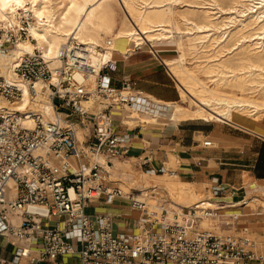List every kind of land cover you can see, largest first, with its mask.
Segmentation results:
<instances>
[{"label": "built area", "instance_id": "2783aa9c", "mask_svg": "<svg viewBox=\"0 0 264 264\" xmlns=\"http://www.w3.org/2000/svg\"><path fill=\"white\" fill-rule=\"evenodd\" d=\"M32 25L29 12L0 25V264H264V251L240 223L241 209L233 211L248 198L227 201L222 183L181 207L156 201L153 190L150 202L125 195L109 180L95 156L111 167L112 158L128 156L132 138L114 133L109 112L137 111L148 99L135 80L112 85L109 38L95 47V61L77 42L48 58L35 46ZM21 42L32 44L31 52L16 55ZM149 172L175 174L163 166ZM117 199L138 213L133 232L113 233L109 215L87 213L89 205Z\"/></svg>", "mask_w": 264, "mask_h": 264}, {"label": "bare ground", "instance_id": "6f19581e", "mask_svg": "<svg viewBox=\"0 0 264 264\" xmlns=\"http://www.w3.org/2000/svg\"><path fill=\"white\" fill-rule=\"evenodd\" d=\"M222 2L227 5L222 6ZM175 4L186 8L176 10ZM117 7L124 13L122 17L117 18ZM21 12H29L34 20L31 34L36 40L35 46L48 58L63 44L77 42L86 47L95 61V47L105 37L111 40L115 51H118L116 42L124 40L126 48L119 50L120 55L124 54L123 59L135 52L133 47L140 49L145 45L154 53V41H173L177 57L160 60L178 91L179 101L165 103L173 121L196 119L231 124L232 113L253 119L264 115V0H0V25L15 23ZM178 25H182L183 30ZM32 48V44L21 42L14 53L31 52ZM186 56L193 59L192 67L186 65ZM108 57L109 52H106L105 58ZM2 103L0 101V106ZM128 115L132 119L124 122L148 118L135 111ZM81 134L77 128L79 139ZM95 159L104 165L109 180L125 195L133 191L137 199H144L148 196L147 189L159 187L164 192L167 187L162 184L134 187L133 183L139 182L136 178H127L118 172L124 163H129L127 160L112 158V166L108 167L103 155ZM111 175L116 179L110 178ZM177 182L181 186V190L174 193L177 199L179 194L178 203L187 204L197 198L191 184ZM12 185L10 180L7 186ZM152 198L147 199L150 202ZM162 199L158 197L156 201ZM251 204H259L264 213V198L251 197L245 206Z\"/></svg>", "mask_w": 264, "mask_h": 264}, {"label": "crops", "instance_id": "0c3cea01", "mask_svg": "<svg viewBox=\"0 0 264 264\" xmlns=\"http://www.w3.org/2000/svg\"><path fill=\"white\" fill-rule=\"evenodd\" d=\"M120 52L116 51L113 54L116 70L110 74L112 85L118 88L123 79L135 80L136 87L143 92L148 101L140 102L137 111L122 108L110 110L114 133L132 135L128 143V156L123 159H113L128 162L134 160V165H131L135 171L153 174L154 177L168 174L149 172L163 166L175 172L171 177L191 184L195 192H198L196 186L200 185H205L204 190L207 192L214 181H218L229 189L231 197L229 196L227 201L236 202L242 195L246 198L251 192L264 194L263 118L254 125L235 122L203 124L197 122L199 120L173 121L169 117L170 108L165 106V103L176 102L179 96L177 89L173 86L174 80L160 61L162 58H169L165 56V50H159L157 57L147 52L149 56L144 61L130 58L136 52L122 59ZM117 53L118 58L115 59L114 56ZM118 64H120L119 69ZM153 100L164 104H157ZM131 111L148 118L142 121L134 118L132 120L134 126L128 128L132 124L124 120L132 119L128 115ZM205 140L211 142V147L202 146L201 143ZM146 157H149V160L144 165H140ZM170 157L176 161L177 165L174 169L168 166ZM254 196L257 197V195ZM174 204L179 206L176 202ZM239 209L243 213L240 223L248 228L250 237L251 224L248 221L249 215L245 212V209L249 207H236L233 211H239ZM87 210L90 215H109L113 233L133 232L138 218V213L130 210L127 202L121 199H117L109 206L89 205ZM134 213L135 216H133ZM260 215L259 212L251 213V216Z\"/></svg>", "mask_w": 264, "mask_h": 264}, {"label": "rangeland", "instance_id": "374dc122", "mask_svg": "<svg viewBox=\"0 0 264 264\" xmlns=\"http://www.w3.org/2000/svg\"><path fill=\"white\" fill-rule=\"evenodd\" d=\"M224 4L227 5V3H225V2H222L221 3L222 6H225ZM174 7H175L176 10H182L183 8L184 9L186 8L185 6L183 7L182 4H177V5L175 4ZM116 11H117V18L123 16L124 13L122 12V10L119 7L116 8ZM32 21L34 22L33 19H32ZM178 28L179 29L181 28V30H183V26L182 25H178ZM106 38H108V37H105L104 39H106ZM121 42H123V43H121ZM154 42L155 43H154V45H153L152 48L154 50H157V51H159V50L164 51L165 50V56L167 55L169 57V58H163V59H171V58L177 57V53L175 52L176 45H175V43L173 41H171V42L154 41ZM115 45H116V49L118 51L119 50L122 51L123 49L126 48V44H125L124 40L117 41ZM130 48H132V47H130ZM133 49L136 52V54L133 55V56H131L130 57L131 59H137V60H143V61L146 60V59H148V56L149 55H148L147 52H150V48L149 47L143 45L142 48H140V49H137L136 47H133ZM160 55H162V53H160ZM230 55H232V54H230ZM232 57H235V56H232ZM114 58L115 59L118 58V54H116L114 56ZM186 61H187L186 62L187 63L186 65L188 67H192L194 65L192 63L193 59L190 56H188V57L186 56ZM119 67H120V64L117 65V68L118 69H119ZM198 75L202 79H204V77H203V75L201 73H198ZM173 86L176 88L175 81H173ZM253 95H255V94H253ZM177 101H179V100H177ZM181 104L182 105H186L187 103H181ZM259 115H262V113H259ZM256 116L258 117V115H256ZM262 118L264 119V115H263V117L261 116L260 119L259 118H254L255 119L254 120L251 117H247V116L242 115V114H239V113H232V122L240 123V124L242 123V124H245V125H254L255 122L257 123V121L259 123V121ZM197 122H200V123H203V124H207V123H211L213 121L204 122L202 120H199ZM127 123L128 124H132L130 122H127ZM133 126H134V124L130 125L128 128H132ZM131 162L124 163L123 166H121L119 168V171L118 172L124 174V176L127 177V178H131V177H132V179L133 178L134 179L136 178L137 181H139V182L133 183L134 184V187L135 186L138 187V188H142V187H145V186H151L152 187L153 184L166 185L167 187H166V189L163 190L164 192H162V190L159 187H156V188H153V189H147V191L155 190L154 192L157 195H152V196L161 197V198H163L162 200H165L166 199L169 202H176V203H178L180 201L179 194H177L178 195V199H177V197L174 194L177 191L179 192V189L181 190V186L179 184H177L178 183L177 182L178 180H177L176 177L173 178V177L169 176L168 174H165L162 177H154V176H151V175L148 176V177L147 176H141V174L139 172L135 171L134 167L131 165V164L134 165V162L135 161L134 160H131ZM176 165H177L176 164V161L172 157H170V161H169V165L168 166L171 169H174L176 167ZM138 171H140V170H138ZM143 177H144V179H143ZM110 178L116 179L115 176H112V175L110 176ZM168 184H170V185H168ZM169 186H171L172 189ZM174 186H175V188H174ZM196 187H198V192H196L197 198L195 200H191L187 204L178 203L179 206H181V207H188V206H190V204H192V203L196 202L197 200H199V199H201V198H203V197L206 196V191L204 190L205 185H200V186H196ZM192 188L194 189L193 186H192ZM194 191H195V189H194ZM260 193L261 192H259V193L251 192L250 194H248V196H246V198H248V199L245 202H249L251 200V197H254V195H257V198L258 199H263L264 198V195L263 194H260ZM147 198H150V196L148 195ZM162 200H160L159 202H161ZM258 205L251 204L250 206H247V207H249V209H245V212H247V214L249 215L248 221L251 224V227L249 229L250 237L256 242L257 248H259L260 250H263L264 251V213H262V209ZM253 212H259V213H261V215L260 216H251V213H253ZM87 213H89L88 210H87ZM135 215L136 214L134 213L133 216H135ZM249 223H248V225H249ZM51 224H53V223H51ZM3 243L4 242H2L1 245H3ZM7 249H9V248L7 247ZM2 250H3V248H0V253H2ZM62 262L64 264H73V263H75V260H71V259L67 260V259H64V260H62Z\"/></svg>", "mask_w": 264, "mask_h": 264}]
</instances>
